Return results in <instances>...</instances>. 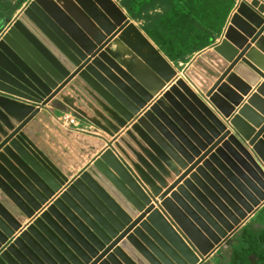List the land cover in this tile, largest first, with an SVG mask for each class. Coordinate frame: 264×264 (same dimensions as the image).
<instances>
[{
    "label": "water",
    "instance_id": "water-1",
    "mask_svg": "<svg viewBox=\"0 0 264 264\" xmlns=\"http://www.w3.org/2000/svg\"><path fill=\"white\" fill-rule=\"evenodd\" d=\"M256 49L264 54V0H240L220 42L184 71L198 95L176 77L142 116L176 71L121 8L113 0H30L0 35V264L208 259L264 199V57ZM138 66L150 75L131 71ZM65 108L103 135L59 124L55 112ZM128 124L134 147L115 141ZM184 149L182 163L175 151ZM212 151L215 181L197 168L189 187L233 224L165 198ZM170 172L178 177L158 193Z\"/></svg>",
    "mask_w": 264,
    "mask_h": 264
},
{
    "label": "crops",
    "instance_id": "crops-1",
    "mask_svg": "<svg viewBox=\"0 0 264 264\" xmlns=\"http://www.w3.org/2000/svg\"><path fill=\"white\" fill-rule=\"evenodd\" d=\"M30 0H0V35H2L6 29L8 28V26L14 21V19H16V17L21 13V11L24 9V7L27 5V3L29 2ZM122 10V12L126 15V17H128L130 19V21L134 24V26H137L139 28V30L141 31V33L145 36V38L150 42V44L156 49L159 51V53L163 56V58L169 63L170 66L174 67L177 71H176V76L170 80L169 82H166V84L164 85V87L160 90V92L157 94V95H154L150 101L147 102L145 108L143 109L144 111L141 113L142 116L150 113V107H153V106H156V101L158 100V98H162L163 99V96L165 93H169V84L177 77V79H183L185 81V83L187 84V86L189 87V90H191L194 94L198 95V90H196V87L191 83L189 82V80L186 78V76L184 75V71L185 69L191 64V62L193 61V59H195L197 56H199L200 53H202L203 51L207 50V49H210L214 44L220 42V40L222 39V35H223V32L222 34L220 35V37H218L215 42L205 48H203L202 50L200 51H197L195 53H193L191 56L188 57V59L184 62H173V61H170L166 55L164 53H162L158 47L154 44V42L144 33V31L142 30L141 26H142V20H139V19H133L132 17L129 16V14L127 13V11L120 5L119 1L118 0H113ZM240 0H237L235 5H234V8L232 9L230 15H229V18H228V21L230 19V16L232 15V13L235 11L236 7L238 6ZM228 21L226 23V26L228 25ZM226 26L224 27V29L226 28ZM224 31V30H223ZM251 47L253 48L254 47V44H251ZM257 50V49H256ZM258 53L262 54L259 50H257ZM263 57H264V54H262ZM263 70V69H262ZM230 73H233L232 70L230 71ZM264 74V72H263ZM260 81H263L262 78L259 79L258 82ZM174 83V81L172 82V84ZM254 91V86H251V89L249 90L248 94L244 96H242V101L240 102V105L242 103H244V101L247 99V97ZM167 97H164V99H166ZM164 101V100H163ZM158 106V105H157ZM51 111L55 110L52 103L49 104L47 106ZM239 106H237L235 109H237ZM59 109V111H56L55 112V115L58 116L60 115L61 113H64V112H72L76 117H77V120H76V126L74 127H69L70 129H77L79 131H83V132H86V133H92L94 135H103L102 132L97 129L94 125H92L90 122L82 119L81 117H79L75 112H73L72 110L68 109V108H65L64 110H61ZM184 114L185 115H188V111H184ZM56 116H55V120H56ZM151 117V116H150ZM153 119V118H151ZM183 120H185V117H182ZM57 121V120H56ZM159 123V121H157ZM59 123V122H58ZM129 125V124H128ZM188 125V124H187ZM163 129L166 130V128L164 126H162ZM126 130H130V125L128 127H124L123 129H121V131L119 132L118 134V137L115 141L119 142L120 144L124 145V144H129V145H132L134 147V145L131 143L132 141L131 140H127L124 136H125V131ZM169 132H171L170 130H168ZM180 132V131H179ZM183 132V131H182ZM172 133V132H171ZM184 133V132H183ZM133 135L136 137V140L141 142L142 145L143 142L139 139V135L133 133ZM122 138V140H120ZM175 139V137H174ZM176 141H178V139L176 138L175 139ZM179 142V141H178ZM194 143V142H193ZM192 144V143H191ZM223 144H226V141H222L220 144H218L217 148L218 147H221V145ZM136 148V147H135ZM104 147L101 148V150H103ZM133 149V148H132ZM100 150V151H101ZM205 150V145L203 147H200L198 148V155L200 153H202V151ZM135 151V150H134ZM184 152H187L188 153V150L184 149L182 151H179V150H176L175 153L177 156H179V159H181L182 163L184 162L183 161V157H184ZM138 153V154H137ZM122 154V152H121ZM137 155L139 156H142L145 161H147L148 163L150 164H153L151 162V160L144 154V153H141L139 150L136 151V154H134V156L137 157ZM210 155H213L214 157H216L217 155L214 154V151L211 152V154H209L208 156H206L205 158H203V160L201 162H199L197 164V166L195 168H193L178 184H176L175 187H173L170 192L168 194H166L165 198L166 199H169L173 204H176V202L172 199L173 198V195H176L178 198H180L186 205L187 207H189V209H191L192 211L195 210V208L198 206L199 208H201L203 211H205L206 213H208L209 215V218L211 220H213L215 223H220V219H225L227 221V223H232L229 219H227L223 213L221 214L216 207H214L211 202L209 201V198L208 197H203L202 198L204 199V201L206 203H208L209 205L212 206V210L213 211H216L219 215H221L220 217H215L214 213L212 212V210H210L207 205H205V202H203L202 199L200 198H197L196 196H194L195 192L194 191H191L190 187H189V184L195 186L193 184V182L191 183V176L196 174L197 173V168H201L203 169L208 177L211 179V181L213 182L214 178L213 177V174H214V171L217 172L219 171V166L218 164L216 163V159H212V157H210ZM132 157V154L130 152L126 153V157L130 160H133V158H136V157ZM192 160H186V163H187V167H189L191 165V163L197 158V155H193L192 156ZM212 159V160H211ZM244 159V158H243ZM220 163H223V160L222 158H219L218 160ZM244 162L247 163L246 159H244ZM181 165V164H180ZM208 165V167H207ZM139 169L141 172H144L146 174V172L138 165ZM179 169V172L180 170H182V172L186 169V167H182V169L178 168ZM178 177V173H175V172H170V174L168 175V177H166V184L165 186H163V189L162 188H159L161 186H159L158 184H155L154 182V185L155 187L159 188V191L158 193H161L162 191H164L165 187L169 184H171L176 178ZM197 177H200L198 174H197ZM215 181V180H214ZM227 181L229 182V180L227 179ZM196 188V186H195ZM208 189L210 191H212L211 187L208 186ZM226 195L229 196L228 193L224 192ZM57 194V193H56ZM55 194V195H56ZM203 194L202 192L200 193V195ZM219 200L220 202L222 203V206L227 209L228 211H231V208H230V205L228 204V202L226 201H223L221 200V197H219L217 194H214ZM157 198V197H156ZM155 198V199H156ZM229 200L234 204V205H237L240 209H242L241 205L239 206V202H237L235 199H231L229 198ZM50 201V200H49ZM158 203H161L160 200H158ZM45 205H42V207H44ZM37 212H35L36 214ZM198 214V213H197ZM148 215V213L146 214ZM198 216V215H197ZM200 218L204 219L203 217H201V215H199ZM233 217L234 219H237V215L233 212ZM205 220V219H204ZM240 228L234 233H239L241 228L245 225H247L251 230V228H255L257 227L258 225H264V199L263 200H260L259 204L257 207H254L253 211L250 212V213H247L246 214V217L244 219H241L240 220ZM207 223V222H206ZM233 224V223H232ZM235 226V225H234ZM249 230H246V231H249ZM228 233V232H227Z\"/></svg>",
    "mask_w": 264,
    "mask_h": 264
},
{
    "label": "trees",
    "instance_id": "trees-1",
    "mask_svg": "<svg viewBox=\"0 0 264 264\" xmlns=\"http://www.w3.org/2000/svg\"><path fill=\"white\" fill-rule=\"evenodd\" d=\"M118 1L170 61L184 62L220 37L237 0Z\"/></svg>",
    "mask_w": 264,
    "mask_h": 264
},
{
    "label": "flooded vegetation",
    "instance_id": "flooded-vegetation-1",
    "mask_svg": "<svg viewBox=\"0 0 264 264\" xmlns=\"http://www.w3.org/2000/svg\"><path fill=\"white\" fill-rule=\"evenodd\" d=\"M250 228L245 225L233 234L216 251L200 264H264V241L261 234L264 225L251 228L254 236L245 234Z\"/></svg>",
    "mask_w": 264,
    "mask_h": 264
},
{
    "label": "built area",
    "instance_id": "built-area-1",
    "mask_svg": "<svg viewBox=\"0 0 264 264\" xmlns=\"http://www.w3.org/2000/svg\"><path fill=\"white\" fill-rule=\"evenodd\" d=\"M56 120L62 126L69 128L76 126L77 117L72 112H64L56 116Z\"/></svg>",
    "mask_w": 264,
    "mask_h": 264
},
{
    "label": "rangeland",
    "instance_id": "rangeland-1",
    "mask_svg": "<svg viewBox=\"0 0 264 264\" xmlns=\"http://www.w3.org/2000/svg\"><path fill=\"white\" fill-rule=\"evenodd\" d=\"M130 61L128 60V63H129ZM130 63H132V62H130ZM129 67V66H128ZM173 69H174V71H177L174 67H172ZM139 69H141V72H143L144 74H147V75H150V73H151V70H150V68H149V70L147 69V68H143V67H141V66H138L137 67V70H136V68H132V72L133 73H135L136 74V72L139 70ZM174 78V77H173ZM141 81H143V80H141ZM141 81H137V82H139V84H141L143 87H145V85H144V83L143 82H141ZM162 81V80H161ZM174 81V80H173ZM136 82V81H135ZM162 84H165V82H163V83H161V85ZM146 88V87H145Z\"/></svg>",
    "mask_w": 264,
    "mask_h": 264
}]
</instances>
